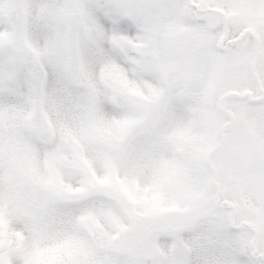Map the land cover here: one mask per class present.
<instances>
[{
    "label": "snow or ice",
    "instance_id": "1",
    "mask_svg": "<svg viewBox=\"0 0 264 264\" xmlns=\"http://www.w3.org/2000/svg\"><path fill=\"white\" fill-rule=\"evenodd\" d=\"M0 264H264V0H0Z\"/></svg>",
    "mask_w": 264,
    "mask_h": 264
}]
</instances>
